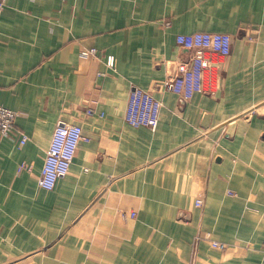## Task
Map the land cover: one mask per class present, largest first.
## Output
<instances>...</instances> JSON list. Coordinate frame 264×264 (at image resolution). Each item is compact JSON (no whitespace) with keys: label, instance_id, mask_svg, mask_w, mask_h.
I'll use <instances>...</instances> for the list:
<instances>
[{"label":"crops","instance_id":"0c3cea01","mask_svg":"<svg viewBox=\"0 0 264 264\" xmlns=\"http://www.w3.org/2000/svg\"><path fill=\"white\" fill-rule=\"evenodd\" d=\"M6 4L0 103L29 139L0 134V264H264V0ZM194 32L229 33L232 50L217 91L184 101L160 84ZM136 87L162 102L156 129L127 121ZM62 122L85 138L48 190Z\"/></svg>","mask_w":264,"mask_h":264},{"label":"built area","instance_id":"2783aa9c","mask_svg":"<svg viewBox=\"0 0 264 264\" xmlns=\"http://www.w3.org/2000/svg\"><path fill=\"white\" fill-rule=\"evenodd\" d=\"M6 8V0H0V14ZM177 42L192 50V55L187 62L180 65L179 73L164 80L160 85L181 95L184 101L198 92L214 94L217 91L215 76L219 74V57L231 53L232 36L223 32L181 33L177 36ZM99 55L95 48L82 51L84 58H97ZM114 64L115 56H108V65L113 67ZM161 106V100L157 99L152 91L136 87L131 92L126 115L127 121L136 127L147 126L156 129L159 124ZM87 112L89 115H93L95 110L90 108ZM21 114L20 111L0 103V134L28 140L29 136L23 131L17 130L15 126L16 120ZM84 138L81 124L63 122L58 124L47 150L39 178V183L43 188L54 189L58 180L70 172L77 150ZM30 167L26 163H22L20 169L29 170ZM202 203L203 200L198 199L197 204L200 206ZM213 246L220 249L227 248V244L220 241H213Z\"/></svg>","mask_w":264,"mask_h":264}]
</instances>
